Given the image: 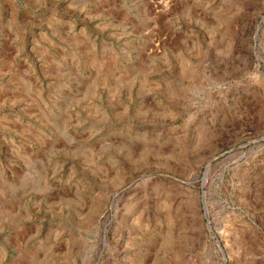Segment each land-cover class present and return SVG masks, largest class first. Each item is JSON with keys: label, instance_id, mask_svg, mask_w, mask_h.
I'll return each mask as SVG.
<instances>
[{"label": "rangeland", "instance_id": "374dc122", "mask_svg": "<svg viewBox=\"0 0 264 264\" xmlns=\"http://www.w3.org/2000/svg\"><path fill=\"white\" fill-rule=\"evenodd\" d=\"M0 264H264V0H0Z\"/></svg>", "mask_w": 264, "mask_h": 264}, {"label": "bare ground", "instance_id": "6f19581e", "mask_svg": "<svg viewBox=\"0 0 264 264\" xmlns=\"http://www.w3.org/2000/svg\"><path fill=\"white\" fill-rule=\"evenodd\" d=\"M211 163L208 164V167H210ZM210 253L213 255V253H215V249L214 246L210 247Z\"/></svg>", "mask_w": 264, "mask_h": 264}]
</instances>
